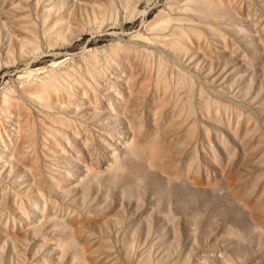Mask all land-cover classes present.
Instances as JSON below:
<instances>
[{
  "label": "rangeland",
  "instance_id": "obj_1",
  "mask_svg": "<svg viewBox=\"0 0 264 264\" xmlns=\"http://www.w3.org/2000/svg\"><path fill=\"white\" fill-rule=\"evenodd\" d=\"M0 264H264V0H0Z\"/></svg>",
  "mask_w": 264,
  "mask_h": 264
}]
</instances>
